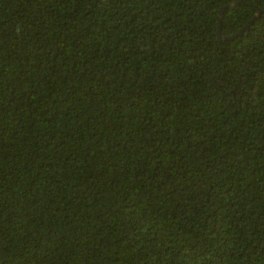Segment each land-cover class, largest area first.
Returning a JSON list of instances; mask_svg holds the SVG:
<instances>
[{"label": "trees", "instance_id": "trees-1", "mask_svg": "<svg viewBox=\"0 0 264 264\" xmlns=\"http://www.w3.org/2000/svg\"><path fill=\"white\" fill-rule=\"evenodd\" d=\"M0 0V264H264V0Z\"/></svg>", "mask_w": 264, "mask_h": 264}, {"label": "water", "instance_id": "water-1", "mask_svg": "<svg viewBox=\"0 0 264 264\" xmlns=\"http://www.w3.org/2000/svg\"><path fill=\"white\" fill-rule=\"evenodd\" d=\"M242 0H236L235 3L233 4H229L227 5L226 7H224L223 9L220 10V17H219V20H218V30H217V35H218V38L219 39H229V38H234L235 36H238L239 33L243 32L245 30V28L251 23V21L243 28L241 29L237 34L233 35V36H230V37H222L221 34H220V24H221V20H222V16H223V12L224 10L229 7V6H234L236 4H238L239 2H241Z\"/></svg>", "mask_w": 264, "mask_h": 264}]
</instances>
